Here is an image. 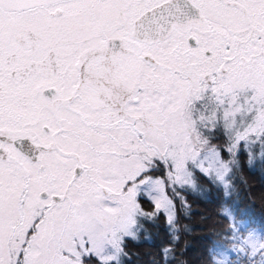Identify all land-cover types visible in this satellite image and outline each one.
I'll return each mask as SVG.
<instances>
[{"label":"snow or ice","instance_id":"6c2138e0","mask_svg":"<svg viewBox=\"0 0 264 264\" xmlns=\"http://www.w3.org/2000/svg\"><path fill=\"white\" fill-rule=\"evenodd\" d=\"M242 142L264 0H0V264H122L161 212L175 243L176 186L224 181ZM234 238L264 264V232Z\"/></svg>","mask_w":264,"mask_h":264},{"label":"trees","instance_id":"16d2710c","mask_svg":"<svg viewBox=\"0 0 264 264\" xmlns=\"http://www.w3.org/2000/svg\"><path fill=\"white\" fill-rule=\"evenodd\" d=\"M217 142V141H216ZM264 145L259 142L245 145L236 154V164L230 165L231 171L221 181L206 174L194 171L197 187L185 186L179 189L176 203V235L180 237L170 243L171 234L166 225L165 214L161 212L154 221H142L147 229L139 233L140 239L127 238V257H122V264H165L161 260V248H173L175 258L169 257L172 264H209L217 250L227 248L228 241L236 233L239 219L246 225L264 232ZM222 158L231 159L226 152ZM180 197L186 200L190 208L184 209ZM145 212H153L150 203ZM143 206V204H142ZM236 216L233 219L232 216ZM239 219H238V218Z\"/></svg>","mask_w":264,"mask_h":264},{"label":"rangeland","instance_id":"374dc122","mask_svg":"<svg viewBox=\"0 0 264 264\" xmlns=\"http://www.w3.org/2000/svg\"><path fill=\"white\" fill-rule=\"evenodd\" d=\"M216 141L214 142L220 145H224L223 138L217 139ZM225 148H226V145H225ZM196 170L199 171V169H196ZM213 177H214V174H213ZM179 189H181V187L177 185L176 191L179 192ZM168 192H169V195L171 196L172 186H169ZM145 202L147 203V206L150 207V203L147 199H145ZM141 203L143 204L142 207H144L145 206L144 202L141 201ZM232 217L233 219H235L236 216L234 215ZM236 225L237 227H236V233L234 237L238 236V237L244 238L248 235L250 231H255L257 235L262 233L261 231L253 227L247 226L246 222L241 219L238 220ZM234 237L228 241L227 248L225 249L219 248V250H217V253L213 256L212 259H210L211 263L209 264H217V262L219 261H225V264H253V261H257L260 259L259 254L253 257L251 256L250 251H239L238 249L242 245V239H235ZM131 239L132 238H130L129 244H131ZM125 242H128V241H125ZM243 247L247 248V245H243ZM169 264H172V263H169ZM196 264H199V263L196 262Z\"/></svg>","mask_w":264,"mask_h":264}]
</instances>
